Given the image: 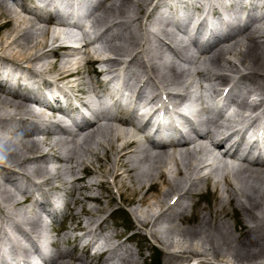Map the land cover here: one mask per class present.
Returning <instances> with one entry per match:
<instances>
[{
    "label": "bare ground",
    "instance_id": "6f19581e",
    "mask_svg": "<svg viewBox=\"0 0 264 264\" xmlns=\"http://www.w3.org/2000/svg\"><path fill=\"white\" fill-rule=\"evenodd\" d=\"M72 1L78 20H82L86 9ZM97 1L86 16L93 13L114 31L105 43V55L82 58L96 64L93 71L101 75L104 86L110 83L109 95L115 96L114 110L122 114L119 116L103 112L102 100H97L100 87L70 77L81 69L71 68L64 60L74 46L54 44L56 35L48 37L50 27H35V21L27 16L32 13L30 8L23 5V14L0 0V20L7 18L0 26L11 24L0 33V264H96L93 256L71 257L64 247H58L55 255L47 251V243L57 244L58 239L43 235L41 222H46L47 216L51 220L66 216L68 207L76 221L65 228L81 230V240L86 235L95 237L111 215L103 203L112 201L111 195L82 192L61 200L58 196L17 194L25 190L20 180L50 188L55 177L64 172L74 175L69 191L115 186L119 196L128 199L133 227L168 246L175 242L171 234L177 233L185 244V258L202 255L207 264H216L230 256L239 264H264V162L236 156L246 132L253 140L264 141V0ZM42 2L39 6L47 8L45 14H38L40 21L63 24V18L72 15L66 6L71 3ZM179 4L198 10L185 35L189 12L180 13ZM162 7L175 9L169 12ZM237 7L247 13L235 14ZM215 14L213 23L226 31L210 40L212 29L207 27L198 41L194 36L197 27L205 19L212 23L209 16ZM60 49L66 55L50 60ZM198 61L209 67L192 68ZM193 75L211 76L216 81L203 85L209 92L203 102L188 99L197 89ZM65 87L76 91V100L90 111V117L81 115L79 126L58 114L67 111L43 104V89L69 97ZM119 99L122 105L117 103ZM73 108L76 106L69 100L67 110ZM205 113L213 115L206 117ZM152 119L179 125L177 140L157 143L149 139L144 131ZM228 146H234L232 153ZM100 160L104 164L99 173L95 162ZM85 169L96 173L74 188L75 182L84 179L80 173ZM209 184L217 196L215 203L210 208L202 206L198 219L185 224ZM151 188H156L154 193H149ZM87 201L97 205H87ZM42 202L48 206L46 212ZM75 203L85 210L82 213L87 220L80 219L81 211H73ZM234 210H238L241 224L238 231L225 218ZM111 238L105 235L101 242L96 240L97 245L86 239L81 246L94 245V255L107 258L117 244ZM31 250L38 251V256ZM112 264L134 263L120 255Z\"/></svg>",
    "mask_w": 264,
    "mask_h": 264
},
{
    "label": "rangeland",
    "instance_id": "374dc122",
    "mask_svg": "<svg viewBox=\"0 0 264 264\" xmlns=\"http://www.w3.org/2000/svg\"><path fill=\"white\" fill-rule=\"evenodd\" d=\"M42 1L43 0H34V1L33 0H31V1L30 0H6V2L8 3V5L11 8H15V9L19 10L20 12H21L23 5L30 8L32 10V13H28L27 16H29L30 18H32L35 21V24H36L35 27H37V26L39 27L41 24H42L41 26L48 25L50 27L48 37H50L52 35H56L57 40L54 42V44H61L62 43V44H68V45L70 44V45L74 46L75 49H69L70 53L68 52V50L66 51V52H68V54H70L72 56L66 55L64 53L65 51L64 50L61 51V49H60L59 52H57L58 54L56 53L55 56H53V57L51 55V58L49 57V59L50 60L55 59V61H56L59 58L58 55H60V57L62 56V54L66 55V56H64L66 58V59L64 58V60L68 61L67 63H68V65H70L71 68H73L75 66H79V67L81 66L79 74H74L73 76H70V77L77 79L78 82L80 81L81 83H85L86 80H88V84L94 85L95 88L97 86L100 87L99 92H97V95L100 96V94H101V96L97 97V100L98 99H100V100L105 99V97L108 96L109 94H107V92L105 91L106 89H104L103 80H102L101 76L93 71V68H95L96 64L89 63V62L85 63L84 59L82 57L84 55H89V56H91V55L97 56L100 54L105 55L106 50H105L104 46H105V43L108 42L107 40L110 38V35L114 31L113 27H109L107 25V22H105V21H103L104 22L103 23L102 20H99V21L96 20L94 18L93 13L90 16H86L88 10L91 8V6H89V3H92V2H89V0H76V1L59 0L60 2H63V3L65 2L66 4L71 3V1L77 2V3H79V2L82 3V5H84V10L86 9L84 11L83 16H82L83 20L85 21L84 23H82V22L76 23V24L45 23V21H43V20L40 21L37 18L38 14L43 15V14H45L43 12H46L47 7H45V8L40 7L43 5ZM259 1H262V0H256V2H259ZM95 2H98V1L96 0ZM93 3H94V1H93ZM18 4L19 5L21 4V7H19ZM35 4L37 6H35ZM66 6H67L68 11H70L72 13L76 12L75 8L72 7V3L70 5H66ZM193 12L195 14H197L198 13L197 8L195 10H193ZM21 13L26 14V12H24V11H22ZM73 17H76V16L73 15ZM4 20H7V18L4 17V19H3V17H2L0 21L3 22ZM100 21H101V23H100ZM10 25L11 24L9 22H5V24L1 25L0 26V33L4 32V30H6V28L8 29L10 27ZM52 30H53V32H52ZM62 31H64V32H62ZM56 32H58V33H56ZM91 37H93V38H91ZM86 42H88V43H86ZM94 52H96V53H94ZM197 66H199L200 68H206L208 65L206 63L204 64L203 62L198 61L192 66V68H195ZM243 67L244 66H240L239 69H241ZM210 68H212V66H210ZM79 75L83 76L82 81L79 79V77H80ZM85 75H86V77H85ZM27 76L29 77V75H27ZM98 77H99V79H98ZM192 77H191V79L194 80V84H195V87L197 89L193 92V94H190L188 96V99L189 100H195V101H201V102H203V100H207V98L209 96V92L207 90H205L204 86L206 87L209 84H215L216 81L214 79H210L211 76L207 77V76L193 75ZM33 79H35V78H33ZM220 86L222 88L224 85L223 84L218 85V87H220ZM192 88H194V86ZM89 93L92 94V91H89ZM194 93H196V94H194ZM164 95L162 94L161 97H164ZM58 114H61V113L58 112ZM243 142H242L240 147H244V145L246 144L244 140H243ZM157 149H159V148H155L154 150H157ZM219 150L220 149H216L215 151L220 152ZM207 157L211 158V156L209 154ZM105 158L107 159L106 155H105ZM211 160H213V158ZM103 161L104 160H100L99 162H95V164L97 165L96 166L97 171L99 173L101 172V165L104 164ZM95 173L96 172H94L92 169L91 170H89V169L83 170L80 174L83 175L84 179L81 181L75 182L74 188L79 186L80 183L82 184L83 182H87L88 180H91L92 176L95 175ZM68 174L69 173L64 172V173L60 174L58 177H55V179L53 181L54 186H52L50 188H47V187L39 188L30 182H25L23 180H20L19 182L23 185L25 190H18L17 194L19 197H25V196H28V193H29V195L36 196L38 198L39 197H57L58 196L59 199L61 197V200H62V198L63 199L70 198L73 195V193L75 195H79V196L82 195V192L83 193H85V192L91 193V194L98 192V193H101L104 195L109 194L112 196V201L110 200L109 203H106L107 199H105L103 201V203L105 205H107V207H108L107 209L111 211V215L107 217V223L105 224V226H103L102 228L97 230V233H99V234L96 233L95 237H91V236L86 235V236H84V238H82V240H81L82 235H80L81 230L75 229V230H72V232L71 231L69 232L67 230V228H65V224L66 225H69L70 223L73 224L76 221L75 216L69 215L71 210L68 207L67 208L65 207V212L67 214L66 216H64L65 218L63 216L59 215L58 219L51 220V218L47 216V221L41 222V225L43 228L42 234L43 235L45 234L47 236V238L48 237H51V238L54 237L55 239H58L57 244H50V242L47 243L48 246L46 245V248L48 249L47 251H49L50 253L55 255V253H57V251H58L57 250L58 247H60V248L64 247L68 250L71 257L73 255H79L82 257L85 256L84 258H86L87 256H93L94 262H96V264H105V263L106 264H112V261L113 262L117 261V259L120 255H127L130 259H132L134 264H136V263L137 264H165V260L167 262L166 264H207V262H205L206 259H204L205 256L202 257V255L196 257L195 255L190 254L186 258L184 257L186 255L184 252L185 244L182 242V240H180L181 236L178 235L177 233L171 234V236L173 237V240H175V242H173V245L168 246V245H163V243L156 241L151 236V234L149 232L143 231L140 228L137 229V228L133 227V225H132L133 216H132L131 211H130V204L127 203L128 199L125 198L124 194H122L123 198L121 196H119V192L117 191V188L115 186L109 187L108 189H106L105 187L93 186L91 188L83 189L79 193L77 190H74V189L69 191L70 190V188H69L70 183L69 182H70V180H73L74 175L73 174L68 175ZM60 182H62V183H60ZM93 189L94 190L96 189V190L94 191ZM56 190H58V191H56ZM155 190H156V188H151L149 193H154ZM19 193H21V194H19ZM216 198H217V196H215L214 189L212 188V184L211 185L209 184L208 188L203 193V196H201L198 199V204L194 206V211L190 215L186 216L184 223L185 222L194 223L199 217L198 209H200L202 206H206V207L210 208L215 203ZM86 203H87V205L88 204L97 205L96 202H93V201H87ZM115 203H116V205H115ZM73 206H74L73 211L78 212V214H80V211H81V213L83 211H85L82 208V206H80V204L75 203ZM119 208L121 210H119ZM62 217H63V219H62ZM225 218L229 224H232L233 228H236V231L239 230L241 224L238 221V210L229 211L228 214L225 216ZM80 219L87 220V216H85L84 213H82V214H80ZM6 222L9 223L8 221H3L4 224H6ZM116 222H118V223H116ZM181 223H183V222H181ZM60 228H61V230H60ZM105 235H110L112 237L111 241L114 243H117L115 249L108 254L107 258H104V256L94 255V254H96L95 250L97 251V247H94V245L100 244V243L95 244L96 240L98 242H101ZM62 238H63V240H62ZM86 239H90L92 241L91 243H94V245L93 246L90 245L86 248H83L81 245H83V242ZM123 241L125 244L123 243ZM74 242H76V244ZM165 247H167V248H165ZM70 250H72V251H70ZM111 255H113V256H111ZM115 255H116V257H115ZM205 255H207V253ZM207 256H209V255H207ZM179 257H181V258H179ZM229 257H228V260H226L224 263L218 262L215 259L214 260L216 261V264H231V263L232 264L233 263L239 264L237 261H235L234 259L229 258ZM211 259H213V258H210V260ZM169 260L171 261V263ZM136 261H138V262H136Z\"/></svg>",
    "mask_w": 264,
    "mask_h": 264
}]
</instances>
